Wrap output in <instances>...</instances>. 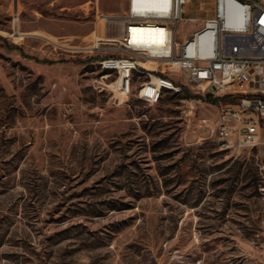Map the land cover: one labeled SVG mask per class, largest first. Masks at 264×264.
<instances>
[{"label":"rangeland","instance_id":"rangeland-1","mask_svg":"<svg viewBox=\"0 0 264 264\" xmlns=\"http://www.w3.org/2000/svg\"><path fill=\"white\" fill-rule=\"evenodd\" d=\"M127 8L0 0V264H264V131L226 148L235 99L113 91ZM215 12L192 0L178 40Z\"/></svg>","mask_w":264,"mask_h":264},{"label":"built area","instance_id":"built-area-1","mask_svg":"<svg viewBox=\"0 0 264 264\" xmlns=\"http://www.w3.org/2000/svg\"><path fill=\"white\" fill-rule=\"evenodd\" d=\"M191 2L128 0L121 39L111 43L117 55L101 59L100 67L117 72L113 91L127 96L138 82L137 95L149 104L185 86L235 99L220 105L215 134L226 148L256 146L264 131V0H215V17L179 41ZM134 67L144 79L134 76Z\"/></svg>","mask_w":264,"mask_h":264},{"label":"trees","instance_id":"trees-1","mask_svg":"<svg viewBox=\"0 0 264 264\" xmlns=\"http://www.w3.org/2000/svg\"><path fill=\"white\" fill-rule=\"evenodd\" d=\"M1 39H6V37L5 36H3V35H0V40ZM11 47L12 48H16V47H18V46H16V45H11ZM91 60H93V59H91ZM185 96H187V97H191V98H197V99H203V100H205V101H210V102H213V103H217V102H219V100H221L224 96H222V97H213L212 95H210V94H206L205 96L204 95H202V94H193L192 92H191V90L188 88V87H184V89H183V92H182Z\"/></svg>","mask_w":264,"mask_h":264},{"label":"bare ground","instance_id":"bare-ground-1","mask_svg":"<svg viewBox=\"0 0 264 264\" xmlns=\"http://www.w3.org/2000/svg\"><path fill=\"white\" fill-rule=\"evenodd\" d=\"M232 20H233L232 14H231V12H229L228 15H227V23H231ZM104 69H109L112 72V67L111 66H104ZM136 72L143 73V71L141 70V67H134V76H135Z\"/></svg>","mask_w":264,"mask_h":264}]
</instances>
